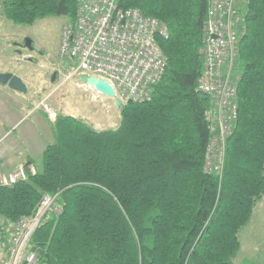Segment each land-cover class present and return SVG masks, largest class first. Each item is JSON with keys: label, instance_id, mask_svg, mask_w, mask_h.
I'll use <instances>...</instances> for the list:
<instances>
[{"label": "trees", "instance_id": "1", "mask_svg": "<svg viewBox=\"0 0 264 264\" xmlns=\"http://www.w3.org/2000/svg\"><path fill=\"white\" fill-rule=\"evenodd\" d=\"M1 16L29 25L74 20L77 0H1ZM167 23V68L152 97L121 105L117 128L57 113L41 167L0 184L11 225L56 195L30 244L40 264H234L240 231L264 195V0L244 15L234 65L239 115L222 174L207 171L209 95L197 89L209 0H119ZM33 164L27 162L26 167Z\"/></svg>", "mask_w": 264, "mask_h": 264}, {"label": "built area", "instance_id": "2", "mask_svg": "<svg viewBox=\"0 0 264 264\" xmlns=\"http://www.w3.org/2000/svg\"><path fill=\"white\" fill-rule=\"evenodd\" d=\"M77 4L74 20L61 31L58 67L66 65L67 78L77 75L80 79L86 73L106 79L122 101L150 99L167 68L160 44L161 38L169 36L167 23L138 7H122L119 0H77ZM1 6L0 0V17ZM243 26L239 0H209L197 89L212 101L205 111L210 129L205 168L219 174L227 136L239 115L234 65ZM44 107L50 117L56 116L50 106ZM29 172L36 173L35 165H21L0 176V184L26 179ZM55 205L56 195L45 193L34 215L22 216L11 225L0 224V264H40L39 250L31 247L30 240L47 212L58 209Z\"/></svg>", "mask_w": 264, "mask_h": 264}, {"label": "rangeland", "instance_id": "3", "mask_svg": "<svg viewBox=\"0 0 264 264\" xmlns=\"http://www.w3.org/2000/svg\"><path fill=\"white\" fill-rule=\"evenodd\" d=\"M69 21L68 16H47L36 20L33 24L23 25L14 24L2 15L0 67H8L23 74L28 87V90L23 92V101L25 100L27 104L31 105L30 103L35 102L44 110V104H47L56 115L61 112L81 117L98 130L117 128L121 122L120 107L126 102L122 101L118 106L113 97L83 84L77 75L67 78L69 71L66 65L58 67L60 61L57 55L61 31ZM26 37L32 39V48L26 46ZM54 72L56 77L52 80ZM28 110L27 108L26 112ZM31 114H27L21 128L29 123H33L37 128L40 127L37 114ZM55 118L56 116L54 118L49 116L52 122ZM17 131L10 136L0 135V152L13 150L19 144V152L24 155L27 146L25 143L23 145L19 143L15 134ZM44 136L47 138V134ZM36 156L31 158L33 162L38 163L35 165L37 170V167H41L42 155ZM2 223L3 217L0 216V224ZM240 239L241 247L234 264H264V195L256 204L251 220L241 229Z\"/></svg>", "mask_w": 264, "mask_h": 264}, {"label": "crops", "instance_id": "4", "mask_svg": "<svg viewBox=\"0 0 264 264\" xmlns=\"http://www.w3.org/2000/svg\"><path fill=\"white\" fill-rule=\"evenodd\" d=\"M0 71H11L25 80L23 74L11 68L2 66ZM30 104H27L25 100L23 101L22 91L0 82V131H2L0 135L2 137L12 135L21 128L26 121L27 114H37L40 124V127L37 128L33 123H29L15 133L19 143L22 145L25 143L27 146L24 149V155L19 152V144L13 150L0 152V176L16 170L21 165H26L27 162L34 161L31 157H37L38 154L42 155L46 145L53 139L52 120L49 119L48 113L40 108L41 106L38 107L37 103L32 102ZM27 108L29 109L28 112H26ZM11 129L14 130L11 131ZM45 134H47V138H45ZM33 164L38 165L36 162Z\"/></svg>", "mask_w": 264, "mask_h": 264}, {"label": "water", "instance_id": "5", "mask_svg": "<svg viewBox=\"0 0 264 264\" xmlns=\"http://www.w3.org/2000/svg\"><path fill=\"white\" fill-rule=\"evenodd\" d=\"M26 46L29 48L33 47L32 39L30 37H26L25 39ZM56 77V72L52 75V80ZM82 82L88 84L93 87L96 91L107 95L109 97H113L115 103L119 106L122 104V100L116 95L115 90L111 83L104 78L97 77L95 75H88L86 73L80 76ZM0 82L8 84L10 87L17 89L22 92L27 91V85L25 81L17 74H14L11 71H0ZM128 102H133V99H129Z\"/></svg>", "mask_w": 264, "mask_h": 264}]
</instances>
